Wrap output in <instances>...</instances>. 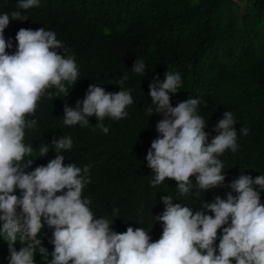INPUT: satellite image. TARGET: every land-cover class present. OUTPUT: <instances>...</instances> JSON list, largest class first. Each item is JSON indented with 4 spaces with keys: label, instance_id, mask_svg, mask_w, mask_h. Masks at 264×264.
Wrapping results in <instances>:
<instances>
[{
    "label": "clouds",
    "instance_id": "obj_1",
    "mask_svg": "<svg viewBox=\"0 0 264 264\" xmlns=\"http://www.w3.org/2000/svg\"><path fill=\"white\" fill-rule=\"evenodd\" d=\"M38 6L39 0H18L16 10L0 13V238L8 244L9 264H34L37 252L45 264H264V204L260 199L264 175L253 179L241 173L227 185L231 191L226 198L216 196L196 212L183 203L174 204L172 195L162 196L164 211L153 217L163 225L162 235L150 242L144 228L128 227L117 233L107 216L94 215L92 201L82 195L91 182V165L64 164L61 153L73 147L70 135L40 143L38 157L52 149L55 158L26 171L36 159L31 158L36 148L25 143V134L37 121L28 117L34 116L42 97H67L69 86L80 78L74 55L53 31L21 28L15 36V52L6 51L12 48L11 40L3 35L10 20L25 21L22 13ZM131 71L143 76L145 62L136 59ZM127 79L124 75L118 82L121 90L117 93L89 85L82 101L74 107L65 103L63 124L88 127L89 118L95 117V127L107 134L104 119L126 118L125 109L133 103L131 91L122 87ZM181 86L180 74L170 69L162 82L154 77L148 86L152 104L147 113L163 118L156 124L158 136L145 159L153 174L150 186L174 180L180 198L198 200L201 192L224 187V164L219 157L226 150L233 154L239 150L236 117L225 111L209 142L207 122L197 111L199 99L171 105L170 94ZM49 88L56 91L49 92ZM240 134L247 136L248 127H242ZM190 177H195V183ZM111 214L118 216L119 209L113 208ZM45 226L52 230L50 260L39 238ZM219 229V244L214 246ZM17 240L22 245L18 251L13 247Z\"/></svg>",
    "mask_w": 264,
    "mask_h": 264
},
{
    "label": "trees",
    "instance_id": "obj_2",
    "mask_svg": "<svg viewBox=\"0 0 264 264\" xmlns=\"http://www.w3.org/2000/svg\"><path fill=\"white\" fill-rule=\"evenodd\" d=\"M17 3L0 0V13L10 14ZM22 15L27 20H10L4 30L6 41L12 43L6 49L9 54L16 50L15 36L21 28H44L55 32L71 50L80 71L67 97L52 100L45 95L34 116L28 117L37 121L25 134V143L36 148L31 157L36 159L26 171L55 158L52 149L38 157L40 143L70 135L73 147L61 153L64 164L91 165V182L82 195L92 201L90 208L97 218L107 216L113 221V231L141 227L155 242L162 235L163 225L153 218L164 211L162 196L172 195L174 204L183 203L196 212L216 196L226 198L231 191L227 185L241 173L253 179L264 175V0H39L38 7ZM136 59L145 62L143 76L131 71ZM168 69L178 72L182 80L178 92L170 94L171 105L199 99L197 111L207 122L209 142L225 111L236 117L239 150L235 154L226 150L219 157L224 164V187L201 192L198 200L180 198L174 180L166 179L156 187L149 183L153 174L145 157L163 117L147 113L152 104L148 86L154 77L162 82ZM124 75L128 79L122 87L131 91L133 103L125 109L126 118L104 119L107 134L95 127V117L89 118L88 127L63 124L65 103L74 107L93 83L117 93ZM245 126L247 136L240 134ZM190 179L195 183V177ZM14 194L19 196V190ZM260 199L264 204V191ZM113 208L119 209L118 216L111 214ZM221 233L219 229L214 246ZM39 238L50 260L52 230L45 226ZM21 246L19 240L13 245L17 251ZM8 256V244L0 238V264H9ZM34 264H45L38 252Z\"/></svg>",
    "mask_w": 264,
    "mask_h": 264
}]
</instances>
